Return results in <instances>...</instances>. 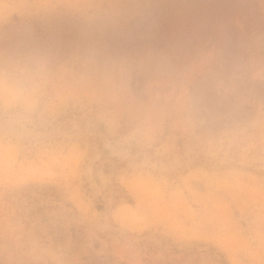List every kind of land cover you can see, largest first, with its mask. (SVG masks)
<instances>
[{
    "label": "rangeland",
    "instance_id": "1",
    "mask_svg": "<svg viewBox=\"0 0 264 264\" xmlns=\"http://www.w3.org/2000/svg\"><path fill=\"white\" fill-rule=\"evenodd\" d=\"M262 50L264 0H0V264H264Z\"/></svg>",
    "mask_w": 264,
    "mask_h": 264
},
{
    "label": "trees",
    "instance_id": "2",
    "mask_svg": "<svg viewBox=\"0 0 264 264\" xmlns=\"http://www.w3.org/2000/svg\"><path fill=\"white\" fill-rule=\"evenodd\" d=\"M261 54L264 56V50L261 51ZM244 87L251 88L253 93L264 96V79L254 81L248 80L246 81ZM98 208L101 209L100 206H98Z\"/></svg>",
    "mask_w": 264,
    "mask_h": 264
},
{
    "label": "clouds",
    "instance_id": "3",
    "mask_svg": "<svg viewBox=\"0 0 264 264\" xmlns=\"http://www.w3.org/2000/svg\"><path fill=\"white\" fill-rule=\"evenodd\" d=\"M13 95L17 99L21 100L22 102H25V103L28 102L29 96H28V91H27L26 86L19 87L17 90H15ZM32 102L34 103V101H32Z\"/></svg>",
    "mask_w": 264,
    "mask_h": 264
}]
</instances>
